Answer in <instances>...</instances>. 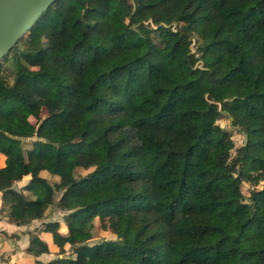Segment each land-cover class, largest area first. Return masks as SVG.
Returning a JSON list of instances; mask_svg holds the SVG:
<instances>
[{"label": "trees", "instance_id": "obj_1", "mask_svg": "<svg viewBox=\"0 0 264 264\" xmlns=\"http://www.w3.org/2000/svg\"><path fill=\"white\" fill-rule=\"evenodd\" d=\"M19 44L12 82L0 64V192L18 226L60 193L67 233L43 229L75 255L35 264H264V187L240 189L264 182V0H56ZM105 216L115 240L96 239ZM27 252L49 250L33 233Z\"/></svg>", "mask_w": 264, "mask_h": 264}, {"label": "rangeland", "instance_id": "obj_2", "mask_svg": "<svg viewBox=\"0 0 264 264\" xmlns=\"http://www.w3.org/2000/svg\"><path fill=\"white\" fill-rule=\"evenodd\" d=\"M18 50H11L6 58L2 59L0 61V64L2 66L1 71L3 72V74L5 75H10L9 77V82H12V74L17 73V72H22L24 70V65L22 63L20 54H19V49H21V45L19 44L17 46ZM46 109L44 107L41 108V117L42 119L46 117ZM239 121V119H238ZM216 127H218L219 129H223L226 132H228V134L230 135L233 143H234V149L232 150V154H235V150L243 145L246 144V135L243 133L241 127L237 126L234 124V119L225 114L222 113L221 116L219 117V119L216 122ZM80 130L75 131V132H70L65 134L62 137V141H70L72 138L78 136L80 134ZM35 140L34 138H29L26 140V142H30ZM30 145H27V147H29ZM3 157L0 158V166L3 165ZM91 172V169L89 170H78L76 175L77 176H85L87 174H89ZM44 175L42 176H46V178L49 177V175L47 174L46 171H44L43 173ZM50 183H53V179H49L48 180ZM29 183V181H28ZM27 183V185H28ZM21 186V187H19ZM22 184H18L15 183L13 185V188L18 191V192H24L26 193V189L24 188V186L22 187ZM264 187V182H260L257 186H252L251 184L247 183V182H242L241 183V192L245 198V201H248V197L250 192L254 191V190H259L262 189ZM20 190V191H19ZM59 197H60V193L56 192V194L54 195L55 198V203L53 204L52 208L50 209V212L48 214V216L44 219L45 223H42V226H40L39 228L44 227V224L49 223V222H53V223H57L58 227H57V231L60 233V231L63 229L65 231H67V227L64 221V217L66 216V214L68 213V210H63L59 207ZM7 205L4 202V199L2 198V202L0 205V219H3L4 217H7ZM55 217V218H54ZM51 218H54L56 220L51 221ZM115 216H105L104 220H99V218H96L94 220V224L96 226H99L100 229L97 231L96 233H98L96 239L97 240H115L116 239V235L114 233V231L116 230V226L117 224L115 223ZM176 223H179V225L183 224L185 222V220L181 217V216H177V219H175ZM66 228V229H65ZM40 230V229H39ZM49 243H54V238L53 235L50 233L45 237ZM94 242V240H93ZM69 248V247H68ZM71 250V249H70ZM69 256L71 255L73 258L75 257V255L73 254V252L71 253V251H69L68 254H65V256ZM165 256H167L169 258L170 263L172 264H198V262L196 261V259H187V260H181L179 259L177 256L174 255V252H170L169 249H165L164 252V258ZM9 257V256H8Z\"/></svg>", "mask_w": 264, "mask_h": 264}, {"label": "crops", "instance_id": "obj_3", "mask_svg": "<svg viewBox=\"0 0 264 264\" xmlns=\"http://www.w3.org/2000/svg\"><path fill=\"white\" fill-rule=\"evenodd\" d=\"M43 173L44 171H40L38 173L39 177L46 178V176H42L44 175ZM28 181H30V177H26L22 181L17 183L22 184L25 188ZM2 194L3 193L0 192V205L3 198ZM54 218H51V221L56 220ZM44 219L45 218L34 219L29 224L21 226L10 222L8 219V214L7 217L0 219V264H35V261L47 263L51 260L67 258L71 256H65V254H68L69 251H71L72 253V247L65 245L64 249L66 251L65 253L61 254L59 252V247L56 244L49 243L45 238L50 233L45 232L44 230H42V228H39L40 226H42V223H45ZM33 233H36L38 237L47 244L49 250L48 253L34 256L27 252L31 234ZM66 233L67 231L63 229L60 231V234L65 235Z\"/></svg>", "mask_w": 264, "mask_h": 264}, {"label": "water", "instance_id": "obj_4", "mask_svg": "<svg viewBox=\"0 0 264 264\" xmlns=\"http://www.w3.org/2000/svg\"><path fill=\"white\" fill-rule=\"evenodd\" d=\"M56 0H0V61Z\"/></svg>", "mask_w": 264, "mask_h": 264}]
</instances>
